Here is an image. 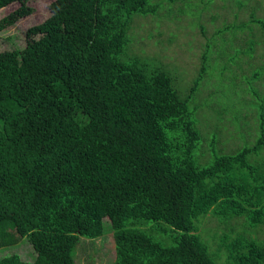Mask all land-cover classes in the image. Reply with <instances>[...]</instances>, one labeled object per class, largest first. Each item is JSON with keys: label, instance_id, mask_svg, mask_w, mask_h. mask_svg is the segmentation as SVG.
Returning a JSON list of instances; mask_svg holds the SVG:
<instances>
[{"label": "trees", "instance_id": "16d2710c", "mask_svg": "<svg viewBox=\"0 0 264 264\" xmlns=\"http://www.w3.org/2000/svg\"><path fill=\"white\" fill-rule=\"evenodd\" d=\"M11 1L26 0L0 6ZM160 1L58 0L22 30L23 46L0 49V246L25 236L34 251L0 264H76L79 235H100L104 219L112 264H224L219 247L229 264H264L254 231L264 225V58L246 59L256 44L264 56V42H209L231 31L223 23L182 93L175 68L129 34L135 16L160 17ZM205 77L223 102L206 115L197 152L193 99ZM208 219L215 226L198 230ZM231 219L242 225L233 236Z\"/></svg>", "mask_w": 264, "mask_h": 264}, {"label": "rangeland", "instance_id": "374dc122", "mask_svg": "<svg viewBox=\"0 0 264 264\" xmlns=\"http://www.w3.org/2000/svg\"><path fill=\"white\" fill-rule=\"evenodd\" d=\"M57 1L26 0L24 2L25 5L20 4L18 1H11L0 7V18L10 11L16 14L11 23L0 27V49L23 46L22 30L29 24L44 18L50 13V4L52 2L57 3ZM236 1L238 0H161L160 4H162L163 13L160 17L159 15L148 14L137 15L133 18L129 30L132 42H134L132 46H140L146 55H157L169 67H174L175 72L173 71L172 74L175 73L176 83L182 93H184L186 84L189 83L192 76L196 73L203 42H207L206 38L215 29L221 28L223 23L232 22L231 31L228 29L223 32L224 40L215 35L216 38L209 39V42H219L220 40H222L220 42H228V40L231 41V37H233V42H253V40H255L254 42H264V37L260 36V34L258 35L257 23L252 24L249 20L251 19V13L248 14L254 4L252 16H258V18L263 19L264 0H245L241 6L243 9L238 8L235 16L232 9L236 8L234 6ZM238 24H240V27ZM259 51V45L256 44L251 56L247 57L244 55V58L246 56V59L251 64H254L259 59L264 58L262 52L260 51L259 53ZM222 56L226 57V54H222ZM240 61L242 67L247 66L242 59ZM230 63L234 62L231 61ZM244 71V68H240V73ZM237 75L238 77L241 76L240 74ZM212 86V78L205 77L202 83L199 84L193 99V101L197 100L200 104L195 113L196 123L202 132L198 141L197 152H203L206 148V129L203 126L206 115L211 116L212 113L210 111L212 108L218 107L223 102L218 97L215 99ZM245 124L246 121L243 120L238 126H245ZM227 135V132L224 133L222 131V134L218 137V147L221 146L222 140H225ZM208 152L213 154L210 147ZM233 221L234 219H231L230 222L226 221L235 230V233H232L231 236L235 235L242 227L241 224ZM210 224L214 227L215 221L208 219L204 223L198 224L197 229L201 230L202 226ZM254 229L256 235L264 241V225L257 226ZM203 230L199 231V238L205 241L204 239L208 238V236L207 232H203ZM219 231L220 226L216 232ZM111 232L112 229L108 220L104 219L103 231L100 235L92 238L79 235V239L73 248L76 264H112L114 250ZM201 233L203 236H201ZM206 243L211 248H215L217 245L213 238L207 240ZM11 252L17 253L23 259L34 255V251L25 236H21L15 244L0 246V256ZM214 252L217 253V260L223 261L224 264H229L225 261L222 247H219L217 251L214 250Z\"/></svg>", "mask_w": 264, "mask_h": 264}, {"label": "clouds", "instance_id": "9594fccd", "mask_svg": "<svg viewBox=\"0 0 264 264\" xmlns=\"http://www.w3.org/2000/svg\"><path fill=\"white\" fill-rule=\"evenodd\" d=\"M3 5H1L0 7H2ZM200 138H201V136H200ZM200 138H199V140H200ZM197 148H198V141H197Z\"/></svg>", "mask_w": 264, "mask_h": 264}]
</instances>
